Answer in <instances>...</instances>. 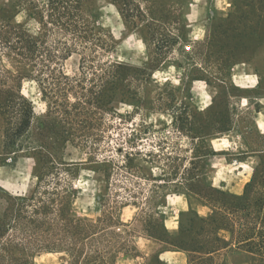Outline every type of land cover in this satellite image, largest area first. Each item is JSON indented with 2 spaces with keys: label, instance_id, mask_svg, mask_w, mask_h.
<instances>
[{
  "label": "rangeland",
  "instance_id": "rangeland-1",
  "mask_svg": "<svg viewBox=\"0 0 264 264\" xmlns=\"http://www.w3.org/2000/svg\"><path fill=\"white\" fill-rule=\"evenodd\" d=\"M58 1L53 21L59 25L45 27L34 19L36 10L34 18L20 12L13 20V15L18 8L46 11L48 0H0V22L6 24L0 30V70L24 69L14 58V37L24 30L16 27L17 21L32 34H43L46 46L59 57L67 56L58 59L57 72L50 67L44 73L46 96L35 80L23 78L22 93L32 101L34 115L15 143L6 145L7 124L0 118V188L13 196L34 190L38 179L31 148L42 144V157L54 161L48 162L52 168L45 172L42 186L52 188L60 181L59 188H69L80 217L91 221L103 217L102 226L116 232L107 234L104 244L124 247L117 264H142V257L132 258L157 247L149 233L162 234L161 215L184 205L181 193L191 195L196 204V191H211L215 173L207 158L211 139L222 136L220 129L230 126L237 112L245 131H250V144L264 146V138L250 129L246 107L232 104L237 91L230 80L234 62L250 61L253 69H264V31L256 40L226 31L231 6L214 14L215 24L207 25L205 39L190 41L188 0H125L120 3L122 11L111 0L96 4L80 0L81 11L73 0ZM67 2L73 4L72 10ZM95 5L97 27L89 21ZM260 22L264 25L263 19ZM253 44H259L258 51ZM69 48L73 51L67 55ZM119 62L122 77L112 89L114 71L108 66ZM54 92L57 109L51 98ZM211 100L209 109H199ZM219 142L218 148H236L234 143L232 148L227 141ZM237 146L241 148L240 143ZM259 161L255 158V163ZM233 162L238 164L237 155ZM7 205L0 190V215ZM185 222L190 224L189 215ZM9 233L21 248L28 244L20 228ZM67 263L65 252H42L30 264Z\"/></svg>",
  "mask_w": 264,
  "mask_h": 264
},
{
  "label": "trees",
  "instance_id": "trees-1",
  "mask_svg": "<svg viewBox=\"0 0 264 264\" xmlns=\"http://www.w3.org/2000/svg\"><path fill=\"white\" fill-rule=\"evenodd\" d=\"M73 2L77 5L74 8L81 11L80 0ZM111 2L120 11V3L126 4L125 0ZM94 3L96 4L97 0ZM67 4V8L72 10L73 4ZM59 5L58 0H48L46 11L41 12L34 7L29 10L18 8L15 9L13 20L20 12L34 18L33 11L36 10L38 17L34 19L40 24L45 27H48L49 23L59 25L53 21L54 14H57V11L59 13ZM232 8L234 11L228 14L225 22L226 31L253 39L259 32L264 31V25L260 22L261 19L264 20V0H232ZM235 12H238V16H235ZM96 14L98 15V9L95 5L89 16V21L95 26ZM89 21L84 25L87 28L91 24ZM16 25L24 30L22 36L17 34L14 37L16 40L13 44L17 49L14 58L24 69L19 68L17 73L0 70V118L7 124L6 145L15 143L16 139L27 131L31 116L34 115L32 101L22 93L23 78L35 80L42 90V95L46 96L44 73L50 70V67H53V72H57L58 59L67 58L66 55L59 57L48 48L40 32L34 35L23 23L17 21ZM5 26L6 24L0 22V30ZM240 45L245 46L243 43ZM251 46L255 47L254 51L260 48L259 44ZM72 51L69 48L67 55ZM84 61L82 58V65ZM108 67L111 72L114 71L110 81L113 89L121 80L123 64L111 63ZM53 79L52 83L56 85L58 80L55 77ZM116 92L114 90L110 94L112 101ZM51 98L56 99L53 103L57 109L59 99L56 92ZM68 140L69 138H66V142ZM41 148L40 143L31 148L35 161L34 175L38 179L33 191L26 195L13 196L4 188H0L8 202L0 215V264H30L35 256L42 252H65L69 257L68 264H117V257L124 247L104 244L105 236H115L116 232H108V228L102 226L103 217L96 221L80 217L73 207L69 188H59L60 181L57 180L52 188L42 186L45 172L52 168L48 167V162L50 165L54 164V161L49 159L46 162L42 157ZM259 159L242 194L225 192L212 186L208 193L196 191L213 206L212 213L201 217L191 209L188 213L190 224L182 223L177 235L170 236L161 228L162 234L151 232L150 236L188 252L190 264H231L232 257L241 258L246 264H264V153L259 155ZM19 228L28 240V244L23 248L16 242L14 234L9 233L11 229ZM160 263L157 255L152 257V264Z\"/></svg>",
  "mask_w": 264,
  "mask_h": 264
},
{
  "label": "crops",
  "instance_id": "crops-1",
  "mask_svg": "<svg viewBox=\"0 0 264 264\" xmlns=\"http://www.w3.org/2000/svg\"><path fill=\"white\" fill-rule=\"evenodd\" d=\"M231 6L232 0H188L187 8L190 9L188 18L193 25L190 41L205 39L208 31L207 25L212 26L215 23L214 14L217 11H226ZM192 17H194L193 20ZM196 25H198L197 28L194 27ZM230 80L232 88L237 91V94H235L237 100L232 104L234 103L241 108L246 107V111L250 115L247 116L250 129H253L260 137L264 138V69L258 67L253 69L250 61H239L230 68ZM196 82H199V80ZM188 95L192 99L195 98L191 92ZM212 104L211 100L209 104L199 109L202 111L207 110ZM220 133H222V136L211 139L212 151L207 156L215 172L211 186L240 195L253 176L255 166L258 163H255V158H259V155L264 153V146L256 147L251 145L252 143L250 144V140H247L250 131H245L244 119L238 112L232 117L230 126L226 129H220ZM217 141H220L219 143L227 141L228 144L232 145V148L234 143L236 148L232 150L223 147L218 148ZM238 143L241 145L240 149V146H237ZM231 155L238 156V164H234ZM181 195L185 198L184 205L175 209L171 215H161L162 228L170 236L177 235L181 224H186L185 217L189 215L191 209L201 217H207L213 211V206L197 193L196 195L199 198L196 204L193 203L191 195L186 193H181ZM150 237L155 241L157 247L146 253L145 256L138 255L132 259L136 260L142 257L144 259L142 264H152V257L157 255L160 258V264H190L188 252L174 248L164 240ZM231 264L246 263L241 258L232 257Z\"/></svg>",
  "mask_w": 264,
  "mask_h": 264
}]
</instances>
